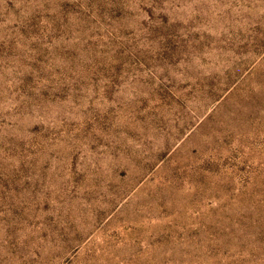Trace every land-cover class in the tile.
<instances>
[{
    "label": "rangeland",
    "instance_id": "rangeland-1",
    "mask_svg": "<svg viewBox=\"0 0 264 264\" xmlns=\"http://www.w3.org/2000/svg\"><path fill=\"white\" fill-rule=\"evenodd\" d=\"M0 264H264V0H0Z\"/></svg>",
    "mask_w": 264,
    "mask_h": 264
}]
</instances>
